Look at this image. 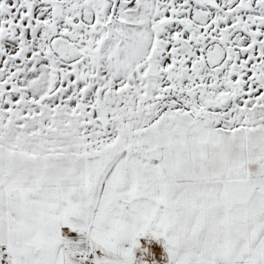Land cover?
Instances as JSON below:
<instances>
[{"label": "snow or ice", "instance_id": "6c2138e0", "mask_svg": "<svg viewBox=\"0 0 264 264\" xmlns=\"http://www.w3.org/2000/svg\"><path fill=\"white\" fill-rule=\"evenodd\" d=\"M0 264H264V0H0Z\"/></svg>", "mask_w": 264, "mask_h": 264}]
</instances>
